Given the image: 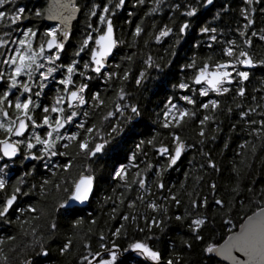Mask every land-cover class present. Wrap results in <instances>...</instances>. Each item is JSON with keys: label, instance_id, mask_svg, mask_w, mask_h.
<instances>
[{"label": "trees", "instance_id": "1", "mask_svg": "<svg viewBox=\"0 0 264 264\" xmlns=\"http://www.w3.org/2000/svg\"><path fill=\"white\" fill-rule=\"evenodd\" d=\"M105 2L107 0H78L81 14L74 23L71 41L61 58L69 61L74 58L77 44L89 31L87 24L92 23L95 27L97 22L96 16H88L91 5L102 6ZM154 3L155 0H145L141 5L136 0H125V4L115 10L111 18L117 39L123 43L118 45L111 71L122 74L128 69L129 76L123 82L112 79L109 81L111 87L106 90L100 86L97 89V81L89 85L88 91L99 90L101 98L109 105L115 99L116 87L121 85L127 93L125 100L139 108L140 116L125 125V134L117 137V140L125 142L124 151L116 156L106 147L104 153L86 162L82 163L76 157L67 172L59 168L45 172L37 169L28 176L30 206L35 211H28L23 221L2 232L0 252L5 259H0V264H80V257L86 254L83 242L87 241L93 251L98 250L101 233L105 236V243L114 241L121 248L137 240L147 243L159 252L158 264H166L169 259L173 264H226L216 256L206 254L203 249L210 242L223 243L230 227L226 221L231 220L235 225L233 231H236L248 216L264 207V128L260 123H250L264 121V40L260 38L264 36V0H251V3H246V0H215L211 7L205 5L204 0L198 3L197 0H164L159 12L146 15ZM177 4L180 7L173 8ZM186 4L197 8L196 16L181 14L186 10ZM45 5V0H15V7L25 6L26 9V18L20 27H36L43 31L46 25L32 13ZM185 20L189 22V28L180 35L178 29ZM248 20L252 23L248 24ZM137 24L142 32L134 37L132 33ZM165 26L172 32L157 42L154 36ZM201 27L215 28L216 31L201 33ZM3 31L5 28L0 25V34ZM241 31L245 33L243 37ZM213 35L215 40L210 39ZM246 39L251 41L250 46L244 43ZM230 41L238 46L236 51L243 49L254 61L256 67L247 71L248 78L241 80L235 77L234 83L227 85V93L209 92L201 97L197 92L195 105L179 101V95H192L173 87L181 79H187L188 70L181 71V67L193 59L197 64L209 58L210 63L229 59L222 52L224 48L233 46ZM148 57L152 58L151 68L144 63ZM77 59L87 57L81 53ZM116 64L120 67L115 68ZM237 67L241 69L240 65ZM142 70L145 77L137 85L135 80ZM239 88L244 89L242 96L238 95ZM169 97L173 103L195 115L182 118L178 126L161 127ZM210 99L218 101L215 109L200 107L202 102ZM241 113L245 115L242 117ZM102 115L104 109L97 108L88 123L98 122ZM204 116L209 119L201 124ZM112 122H116L115 119ZM130 127L135 128V135H128ZM169 133H176L185 145L184 156L175 167H166L165 158L157 155L155 150L161 143L172 150ZM148 139H153V145L144 143L136 151L135 145ZM64 150L69 154L67 160L75 154V149L70 146ZM133 153L134 159L130 161L128 157ZM85 163L97 180L95 196L87 209L68 216L57 205L69 194L63 189L70 185L61 184L59 190L55 185L61 176L75 177L84 171ZM148 163L153 167L146 169ZM121 164L126 167L123 181L114 176ZM158 168L160 175L157 177ZM53 171L56 175L52 174ZM137 172L142 173L145 179L143 189L132 180ZM44 179H48L49 184L44 185L42 192L40 187ZM157 182L163 183L164 188H158ZM32 184L36 185L34 189L30 187ZM217 199L222 202L220 205L215 203ZM193 200L197 207L192 206ZM201 201H204L202 207L199 206ZM129 202L133 203L132 207H129ZM150 203L156 205L155 210L148 207ZM124 216L128 219H122ZM177 216L181 219L177 220ZM196 218L203 219L205 223L197 233H193L189 225ZM77 219L80 224H75ZM153 219L159 221V226L152 224L149 228L148 223ZM52 223H55V229L50 227ZM116 228L121 231L113 237ZM196 234L203 239L196 240ZM69 239L72 243L67 251L61 253V247ZM40 244L48 251L47 256L38 255ZM124 256L134 257L130 264H156L134 253H124Z\"/></svg>", "mask_w": 264, "mask_h": 264}, {"label": "snow or ice", "instance_id": "2", "mask_svg": "<svg viewBox=\"0 0 264 264\" xmlns=\"http://www.w3.org/2000/svg\"><path fill=\"white\" fill-rule=\"evenodd\" d=\"M144 2L145 0H136V3L141 5ZM198 2L199 0H197ZM212 2L213 0H204L205 5ZM163 3L164 0H155L146 15L159 12ZM246 3H251V0H246ZM124 4L125 0H107L102 6L92 4L88 16L97 17L95 27L92 23L87 24L89 31L83 35L77 44L73 52L74 58L67 63H57L60 61V54L64 50V42L69 37L68 21L77 10L72 0H48L45 7L37 8L32 13L37 18L59 22L54 27H45L43 31L36 27L21 28L20 24L26 18L25 6L15 7V0H0V9H4L6 5L10 6L7 10H0V25L7 29L0 34V162H2L0 163V218H3L5 223L9 222L10 209L22 211L20 208H14V204L18 196L28 195L22 186L26 183L24 177L32 175V169H29L16 176L15 180L12 181L10 173L13 169L10 165H15L17 161L23 164L26 160L47 161L43 165L45 169L59 168L67 172L76 157H79L83 163L98 153H104L106 147L110 148L116 156L124 151L125 142L117 140V137L125 134V125L131 124L136 117L140 116L137 105L125 100L127 93L121 85L116 87L115 99L110 105L106 104L97 92H90L86 98L85 91L88 89V84L77 83L74 79V77H79L82 80H90L92 79L90 73H95L98 79L108 84L114 78L123 82L129 76L128 69H125L122 74L108 70L109 57L112 56L114 48L123 43L114 35L111 17L115 10L120 9ZM179 7L178 4L173 5V8ZM184 8L186 10L181 13L182 15L186 17L196 16L197 8L195 6L186 4ZM251 23L252 21L248 20V24ZM188 28L189 22L185 20L179 26V34L183 35ZM199 31L201 33H215L216 29L201 27ZM14 32L18 34L13 35ZM141 32L142 28L137 24L132 34L135 37ZM171 32L172 29L165 26L154 36V39L159 42L162 37L168 36ZM240 35L243 37L245 33L241 31ZM253 35L256 34L253 33ZM260 38L264 40V36ZM210 39L215 40L216 37L213 35ZM244 43L250 46L251 41L246 39ZM229 44L233 46L224 48L222 52L223 56L229 58L227 60H217L210 63L209 58L197 64L193 59L181 67V71L188 70L187 79H181L173 87L182 92H191L192 95H179V101L188 105H195L194 96L197 92L201 97L207 96L209 92L227 93L229 91L227 85L232 84L235 79L233 73L241 80L248 78L249 73L240 70L237 65L251 67L254 61L243 49L236 51L238 46L234 42L230 41ZM81 53L87 57L83 62L81 59H77ZM127 59L131 60V57H127ZM144 63L148 68L153 66L151 57H148ZM114 67L119 68L120 65L116 64ZM156 67L159 68V65ZM144 77L145 71L142 70L135 80L136 84L140 85ZM49 82L54 83L57 87L54 94L48 98L50 102L42 105L40 99L45 95L44 89ZM109 87H111L110 84ZM243 94L244 89L239 88L238 95L242 96ZM217 103L218 101L210 99L206 103L202 102L200 107L207 109L211 106L212 109H215ZM85 106L92 112H95L97 108H103L104 115L99 116L98 122L88 123L91 113L85 109ZM37 109H39L38 116L36 115ZM194 115L195 113L189 109L173 103L172 97H169L162 114L161 127L178 126L182 118H190ZM244 115L245 113H241L242 117ZM113 119L116 122H112ZM208 119V116H204L200 123L203 124ZM106 121L107 124H105ZM250 123H260L261 127L264 128V121H251ZM73 126L76 131L72 130ZM254 131L258 132L260 129H254ZM128 135H135L134 127L128 128ZM169 135L172 137V150L169 151L163 143L155 149L157 155L165 158L166 167H171L177 162L184 148L183 141L176 133H169ZM200 135H203V129H201ZM144 143L153 145V139L141 140L135 145L136 151H139ZM69 144H72L75 149L72 158L59 164L53 162L54 157L69 155L60 150L61 148L67 149ZM134 156L135 153L128 159L131 161ZM132 166L136 167L135 164ZM152 167L151 163L146 164V169ZM86 172L87 174H85ZM125 173L126 167L121 164L115 170L114 176L123 181L125 180ZM52 174L56 175L55 171ZM155 175L157 177L160 175L159 168ZM132 180L140 188L145 187V179L142 173L133 174ZM93 181L94 176L86 163L84 164V171L79 172L75 177L61 176L55 187L59 190L61 184L64 183L70 186L63 189L69 194L60 199L57 205L58 209H62L68 216L76 215L79 211L76 205L84 204L89 200L93 190ZM47 184H49V180L44 179L40 187L42 192L44 185ZM30 187L34 189L36 185L32 184ZM157 187L163 189L164 185L157 182ZM171 199H175V197H171ZM215 203L220 205L222 202L217 199ZM203 204L204 201H201L199 206L202 207ZM132 206L133 203L129 202V207ZM192 206L197 207L195 200L192 201ZM148 207L155 210L156 205L150 203ZM27 210L29 212L35 211L31 206ZM122 219L127 220L128 217L124 216ZM132 219L135 220L136 217L133 216ZM176 219L180 220L181 217L177 216ZM80 223L79 219L75 221V224ZM204 223L203 219L196 218L190 221L189 226L193 233H197V230ZM226 223L230 225L227 229L229 234L223 238V243L217 241L207 243L203 251L206 254H215L224 260H231L233 264H264V207L248 216L247 220L239 225L238 231H233L235 225H232L231 220L226 221ZM152 224L159 226V221L155 219L149 221V228ZM50 227L55 229V223H52ZM120 231V228H116L112 236H118ZM195 239L201 240L203 237L196 234ZM99 241L98 250L95 251L92 250L87 241L83 242L86 254L80 257V264H130L134 257H125L124 253L137 254L139 257L156 262V264L160 261L159 252L140 240L130 242L126 247L121 248L114 241L105 243V236L101 233ZM71 243V239L65 242L60 249L61 253L67 251ZM236 252L243 253L247 259L245 261L237 259L233 255ZM38 255H48L43 244L39 246ZM0 259H5L2 252H0ZM166 264H173V261L169 259Z\"/></svg>", "mask_w": 264, "mask_h": 264}, {"label": "flooded vegetation", "instance_id": "3", "mask_svg": "<svg viewBox=\"0 0 264 264\" xmlns=\"http://www.w3.org/2000/svg\"><path fill=\"white\" fill-rule=\"evenodd\" d=\"M45 2H46V5H47L48 0H45ZM77 6H78V4H77ZM9 7H10L9 5H6L5 6V10H7ZM42 21H43V19H42ZM43 24H45L44 21H43ZM45 25L46 26H44V28L45 27H49L47 24H45ZM51 27H54V26H51ZM5 30H7V29L5 28ZM65 51H66V49H65ZM65 51L60 54V61H58L57 63H61V62L67 63L69 61V60H66V59L64 60L63 58H61V56L65 53ZM83 60H85V59H81V62H83ZM112 61H114V60H112ZM112 67H113V62H111L109 64L108 70L111 71ZM90 75L92 76V79H90V80H82L79 77H74V79L76 80L77 83L83 82V83H87L88 84V89H86V91H85L86 98L88 97V94L90 93V91H88L89 90V85L90 84L92 85L93 81H97V85H96L97 89H99L98 87L100 86L101 89L106 90V89H108V86H109V83L106 84L103 80L98 79L96 77L95 73H90ZM57 76H58V74H57ZM233 76H235V73H233ZM56 87L57 86L54 83L49 82L48 86L44 89L45 95H43L41 97V99H40V103L42 105L45 104V102H47V103L50 102L49 99L46 101V97H47V95L49 97L52 96L54 94V91H55ZM98 91L99 90H95V91H91V92L99 93ZM105 102H106V100H105ZM85 109L88 110L91 113V116H90V118L88 120V122H90V119L92 118L93 112L87 106H85ZM36 115L37 116L39 115V109H37ZM106 122H105V124H107ZM72 130L76 131L74 126L72 127ZM69 146H70V148L74 149V146L72 144H69ZM60 150L66 152V150H64V148H61ZM98 154H100V153H98ZM93 158H95V157H92L91 159H93ZM66 160H67L66 156L65 157H59L58 156V157H54L53 162L59 164V163L65 162ZM0 163H2V162H0ZM44 163H47V161H35L33 163H30V164H27L26 161H24L23 164H21L19 161H17V163L15 165H10V167L13 169L12 173H10L11 180L14 181L16 176L20 175L22 172L27 171L29 169H32V173L34 171H36L37 169H39L41 171H44V172L48 171L49 169H45V167L43 166ZM24 179H25L26 183L22 187H23V189L25 191L28 192V195H26V196H23V195L18 196V199H17V201L14 204V208H20V209H22V211H13V210L10 209V212L8 214V220H9L8 223H5L3 221V218H0V236L2 235V232L5 231L6 228L11 227L14 223H19V222L23 221L26 218V215H27V212H28L27 209L30 206V192H29V188H28L29 187L28 186V179H29L28 176L24 177Z\"/></svg>", "mask_w": 264, "mask_h": 264}, {"label": "water", "instance_id": "4", "mask_svg": "<svg viewBox=\"0 0 264 264\" xmlns=\"http://www.w3.org/2000/svg\"><path fill=\"white\" fill-rule=\"evenodd\" d=\"M77 2H78V0H72V3L76 5L77 10L72 14V18L68 21L67 27H68V31H69V37H68V39L64 42V43H65V47H64L63 52L65 51L66 47L69 45V43H70V41H71L72 34H73V26H74V23L78 20L80 14H81V8L77 6ZM214 2H215V0H213V2H212L211 4H208V7H211V6L214 4ZM43 21H44V23L47 24L49 27H51V26H55L57 23H59L58 21H52V20H47V19H43ZM112 23H113V20H112ZM113 28H114V35H115V37L117 38L116 28H115L114 24H113ZM118 45H119V44H118ZM118 45L116 46V48H114L112 56L109 57L108 68H109V64L112 62V60H113L114 57H115V54H116V51H117ZM63 52H62V53H63ZM255 67H256L255 64H253V66H251V67H244V66H241V68H242L244 71H251V70L255 69ZM233 83H234V80H233ZM233 83H232V84H233ZM196 87H199V86H196ZM184 153H185V145H184V148H183V150H182L181 156L178 158L177 162H176L174 165H172L171 167H175V166H176V165L182 160V158H183V156H184ZM33 162H35V161H32V160H26V163H27V164H30V163H33ZM85 174H87V173H85ZM93 176H94V175H93ZM96 187H97V180H96V177L94 176L93 190H92V193H91V195H90V197H89V200L86 201L84 204H77L76 207H77L79 210H85V209H87V208L90 206V204H91V202H92V200H93V198H94V196H95ZM59 210H60V211H63L62 209H59ZM246 220H247V219H246ZM246 220H245V221H246ZM245 221H244V222H245ZM244 222H243V223H244ZM238 230H239V228H238ZM238 230H236V231H238ZM209 255L216 256L215 254H209ZM233 255L236 256L237 259H239V260H241V261H245V260L247 259V257H245V256L243 255V253H238V252H236V253H233ZM216 257H217L221 262H223V263H226V264H233V261H231V260H224L222 257H219V256H216Z\"/></svg>", "mask_w": 264, "mask_h": 264}, {"label": "rangeland", "instance_id": "5", "mask_svg": "<svg viewBox=\"0 0 264 264\" xmlns=\"http://www.w3.org/2000/svg\"><path fill=\"white\" fill-rule=\"evenodd\" d=\"M240 70H242V71H244L242 68L240 69ZM234 77H236V76H234ZM236 78H239V77H236ZM180 107V106H179ZM54 159V158H53ZM50 167V166H49Z\"/></svg>", "mask_w": 264, "mask_h": 264}]
</instances>
